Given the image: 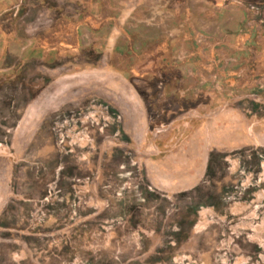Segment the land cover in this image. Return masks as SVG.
Instances as JSON below:
<instances>
[{"label": "rangeland", "instance_id": "374dc122", "mask_svg": "<svg viewBox=\"0 0 264 264\" xmlns=\"http://www.w3.org/2000/svg\"><path fill=\"white\" fill-rule=\"evenodd\" d=\"M0 264H264V0H0Z\"/></svg>", "mask_w": 264, "mask_h": 264}]
</instances>
